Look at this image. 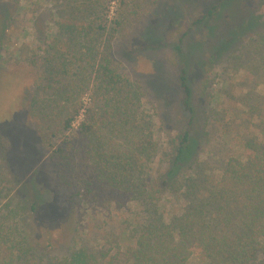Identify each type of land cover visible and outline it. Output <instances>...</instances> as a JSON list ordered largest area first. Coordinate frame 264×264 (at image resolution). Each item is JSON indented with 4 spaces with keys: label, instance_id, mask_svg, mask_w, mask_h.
Segmentation results:
<instances>
[{
    "label": "rangeland",
    "instance_id": "1",
    "mask_svg": "<svg viewBox=\"0 0 264 264\" xmlns=\"http://www.w3.org/2000/svg\"><path fill=\"white\" fill-rule=\"evenodd\" d=\"M254 19L231 51L211 59V28ZM105 62L122 81L94 96L92 66ZM180 66L192 89L198 154L178 184L163 188L186 119ZM74 103L72 130L47 141L43 133ZM93 107L115 119L80 139ZM148 131L156 150L139 155L133 144ZM255 131L264 136V0H0V264H107L111 240L129 245L124 232L169 222L187 202L213 206L218 170ZM195 169L206 191L187 196L180 184ZM86 189L91 196L83 197ZM228 210L223 230L242 225V213ZM204 211L208 222L215 218Z\"/></svg>",
    "mask_w": 264,
    "mask_h": 264
},
{
    "label": "trees",
    "instance_id": "2",
    "mask_svg": "<svg viewBox=\"0 0 264 264\" xmlns=\"http://www.w3.org/2000/svg\"><path fill=\"white\" fill-rule=\"evenodd\" d=\"M220 5L221 2L212 4L205 14L192 22V25L200 26L216 14ZM256 22L257 19H254L251 24L246 20L242 26L238 25L231 31H229V26L220 28L221 32L218 27L211 28L208 36L210 41L218 40L217 44L212 47L211 52L214 54L211 59L231 51L233 43L240 40L245 30L248 31ZM92 67L93 80L91 82L94 96L98 93L105 96L114 92L122 81L119 74L107 62ZM178 70L181 107L186 119L183 132L179 136L173 154L169 157L168 168L161 177L163 188L178 184L181 170L186 166L190 170L191 166L196 163L198 154L197 136L193 134L195 118L191 105L192 89L185 68L180 66ZM79 107L80 105L74 103L65 116L54 120V127L48 128L43 133L47 141L50 140L49 138L72 130L76 117L79 115ZM112 117L109 111H97L95 107L88 109L86 122L78 126V138L87 137L97 127L109 123V120L114 121L115 117ZM254 133L250 138H241L235 142L236 150L218 170L215 177L216 182L211 186L213 193H210L212 196L209 200L213 206L206 203L205 199L200 200L199 203L187 202V208L183 209L184 212L170 218L169 222H165L162 218L157 226L151 224L140 226V229L136 231L124 232L122 238L119 239L129 245L122 250L118 239L111 240L115 253L108 256L107 264H188L192 256L196 257L195 264H255L257 257L264 255V136H257L259 132L256 131ZM223 139L227 144L232 143L230 137L226 135ZM68 143L66 141L67 147L70 146ZM133 145L139 155L151 156L156 150V144L150 131L144 139L137 140ZM64 151L65 149L56 150L54 154L62 156ZM198 173L200 172L196 170L195 178H189L185 184H180V189H183L187 196L195 195V189L202 188L206 191L205 180L199 179L201 174ZM91 195V189H86L83 197ZM153 196H148L149 201L158 200ZM240 198L243 202H238ZM232 202L237 203V206L227 208L224 206ZM200 207L204 210L207 207L209 212L212 211V215H216L215 218L208 222L205 211ZM228 208L236 212L237 216L242 213V225L237 228L225 225L226 230H223L220 227V220L225 217V212L231 211ZM3 248L6 250L5 244L0 245V252ZM2 261L0 259V262Z\"/></svg>",
    "mask_w": 264,
    "mask_h": 264
}]
</instances>
